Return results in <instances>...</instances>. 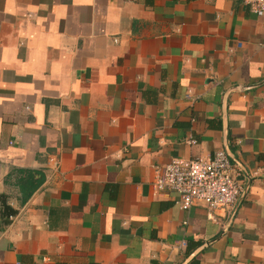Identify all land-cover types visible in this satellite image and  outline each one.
Listing matches in <instances>:
<instances>
[{"label":"crops","instance_id":"1","mask_svg":"<svg viewBox=\"0 0 264 264\" xmlns=\"http://www.w3.org/2000/svg\"><path fill=\"white\" fill-rule=\"evenodd\" d=\"M220 148L243 187L222 222L153 192L155 167ZM0 195V264H264V16L0 0Z\"/></svg>","mask_w":264,"mask_h":264},{"label":"built area","instance_id":"2","mask_svg":"<svg viewBox=\"0 0 264 264\" xmlns=\"http://www.w3.org/2000/svg\"><path fill=\"white\" fill-rule=\"evenodd\" d=\"M242 1L252 13L264 16V0ZM233 172L234 163L226 150L220 148L210 156L173 158L163 167H155L152 189L154 193L175 192L184 210L202 202L207 206L208 217L220 223L229 216L243 190Z\"/></svg>","mask_w":264,"mask_h":264},{"label":"trees","instance_id":"3","mask_svg":"<svg viewBox=\"0 0 264 264\" xmlns=\"http://www.w3.org/2000/svg\"><path fill=\"white\" fill-rule=\"evenodd\" d=\"M37 185L38 183H33L29 178L20 184L22 203L30 197ZM16 212L17 210L7 202L6 195H0V229L10 221L9 217L15 215Z\"/></svg>","mask_w":264,"mask_h":264},{"label":"water","instance_id":"4","mask_svg":"<svg viewBox=\"0 0 264 264\" xmlns=\"http://www.w3.org/2000/svg\"><path fill=\"white\" fill-rule=\"evenodd\" d=\"M226 151H227V149H226ZM227 154L229 155L230 158H234L229 151H227Z\"/></svg>","mask_w":264,"mask_h":264}]
</instances>
